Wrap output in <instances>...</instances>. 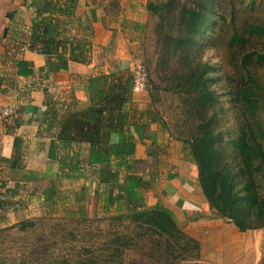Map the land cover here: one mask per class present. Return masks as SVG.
<instances>
[{
    "label": "crops",
    "instance_id": "0c3cea01",
    "mask_svg": "<svg viewBox=\"0 0 264 264\" xmlns=\"http://www.w3.org/2000/svg\"><path fill=\"white\" fill-rule=\"evenodd\" d=\"M145 1L0 0V110L12 108L9 116H0V226L16 222L21 213L27 218L79 217L107 223L124 213L116 183L98 181L96 165L64 174L59 158L74 151L85 163L87 144L62 146L55 132L66 110L86 105L85 76L129 67L149 16ZM39 22L47 36L87 45L89 61H67L64 69L45 71V56L28 47L31 26ZM132 101L141 109L148 97L144 91L132 94ZM149 129L166 147L154 167L148 159L143 168L134 166L143 177L154 173L149 187L140 191L143 204L166 207L207 264H264V226L240 231L214 215L180 142L154 123ZM126 131L136 140L132 128ZM117 137L110 132L108 140ZM133 158H146L144 145L137 141Z\"/></svg>",
    "mask_w": 264,
    "mask_h": 264
},
{
    "label": "trees",
    "instance_id": "16d2710c",
    "mask_svg": "<svg viewBox=\"0 0 264 264\" xmlns=\"http://www.w3.org/2000/svg\"><path fill=\"white\" fill-rule=\"evenodd\" d=\"M169 3L159 4L146 0L144 8L148 13L159 16L160 8L166 9ZM179 17L185 31L175 30V38L180 42L191 43V36L202 33L210 23L209 15L204 10L191 7H182ZM229 23V47L243 48L248 42L252 44V48L241 51L237 62L239 73L234 92L240 119L236 133L227 139L231 147L229 161L223 159V153L217 147L222 140V133L213 132L204 121H198L192 133L186 137L171 136L180 142L193 162L196 183L212 213L229 220L242 231L264 226V192L260 191L261 185L253 177L260 166L264 165V143L260 138L262 130L257 120L259 100L255 88L258 85L249 71L252 63L264 64V21H243L236 27L230 17ZM45 30L42 22L33 24L28 42L29 48H35L45 56V71L64 69L67 61L82 64L89 61L87 45L67 38L47 36ZM203 73L202 69L188 87L198 91L204 89L195 98L201 108L214 98L212 91L205 87V77L197 81ZM192 74L189 71L187 76L191 77ZM83 84L86 105L66 110L60 116L55 138L66 147L71 143H86L87 159L85 163H80L74 151L60 157L59 166L64 174L67 171H81L84 165H96L98 181L116 183L118 198L125 204L124 213L111 218L125 217L144 225L149 231L163 236L166 245L171 240L180 239L191 242L196 249L195 241L176 225L166 207L160 204L146 206L140 194L141 190L149 187L154 173L150 171L147 177H143L135 171L134 166L146 164L148 159V165L154 167L160 161L157 156L163 154L166 147L156 142L149 124L154 123L158 131L169 134L165 120L152 104L151 95L147 92L148 101L143 108L135 106L130 91V72L125 67L87 75ZM127 127L132 128L136 140L126 131ZM110 132L117 133L116 141L108 140ZM135 141L144 145L146 158H133ZM3 202L2 197L0 204Z\"/></svg>",
    "mask_w": 264,
    "mask_h": 264
},
{
    "label": "rangeland",
    "instance_id": "374dc122",
    "mask_svg": "<svg viewBox=\"0 0 264 264\" xmlns=\"http://www.w3.org/2000/svg\"><path fill=\"white\" fill-rule=\"evenodd\" d=\"M152 1L170 3L160 8L159 16L149 13L142 36L134 44L132 60L145 71V93L151 95L170 135L186 137L198 121L206 122L213 132L220 131L223 136L217 147L228 162L231 147L227 139L236 133L240 119L234 92L238 57L252 48L250 42L243 48L227 45L229 19L236 27L243 21H264V0ZM184 6L204 10L210 19L202 33L191 36V43L175 38V30L185 32L179 17ZM123 67L130 70V66ZM202 69L203 76L197 81L205 77V87L214 98L201 108L195 98L204 89L188 87ZM189 71L193 79L187 76ZM249 71L258 85L257 120L264 143V64L252 63ZM144 166L136 164L138 169ZM253 177L264 192V165ZM110 220L27 218L21 213L16 222L0 226V264H207L191 242L179 239L166 245L163 236L144 225L125 217Z\"/></svg>",
    "mask_w": 264,
    "mask_h": 264
},
{
    "label": "built area",
    "instance_id": "2783aa9c",
    "mask_svg": "<svg viewBox=\"0 0 264 264\" xmlns=\"http://www.w3.org/2000/svg\"><path fill=\"white\" fill-rule=\"evenodd\" d=\"M130 91L132 94H139L145 89V71L138 61L130 60ZM12 113L11 106H5L0 110V116L7 117ZM2 197L0 196V199Z\"/></svg>",
    "mask_w": 264,
    "mask_h": 264
}]
</instances>
